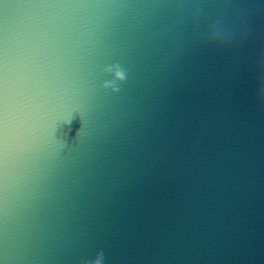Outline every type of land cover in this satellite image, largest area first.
Returning <instances> with one entry per match:
<instances>
[{
	"label": "water",
	"instance_id": "water-1",
	"mask_svg": "<svg viewBox=\"0 0 264 264\" xmlns=\"http://www.w3.org/2000/svg\"><path fill=\"white\" fill-rule=\"evenodd\" d=\"M9 2L0 264H264V0Z\"/></svg>",
	"mask_w": 264,
	"mask_h": 264
},
{
	"label": "clouds",
	"instance_id": "clouds-1",
	"mask_svg": "<svg viewBox=\"0 0 264 264\" xmlns=\"http://www.w3.org/2000/svg\"><path fill=\"white\" fill-rule=\"evenodd\" d=\"M246 35L242 22L239 21L232 26H214L211 28L205 36L206 43L213 45L215 47H227L243 39ZM258 76H259V86H258V96L264 101V53L261 54L258 61ZM117 77L120 80L125 78L124 72L118 71ZM113 91H118V88L113 87ZM89 264H103L102 253L98 254L97 259L89 262Z\"/></svg>",
	"mask_w": 264,
	"mask_h": 264
},
{
	"label": "snow or ice",
	"instance_id": "snow-or-ice-1",
	"mask_svg": "<svg viewBox=\"0 0 264 264\" xmlns=\"http://www.w3.org/2000/svg\"><path fill=\"white\" fill-rule=\"evenodd\" d=\"M13 6L9 0H0V9H7L8 7Z\"/></svg>",
	"mask_w": 264,
	"mask_h": 264
}]
</instances>
